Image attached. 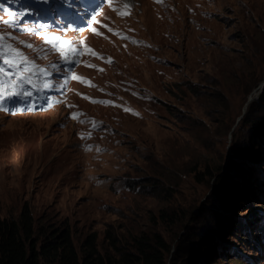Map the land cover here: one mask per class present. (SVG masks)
<instances>
[{
	"label": "rangeland",
	"instance_id": "rangeland-1",
	"mask_svg": "<svg viewBox=\"0 0 264 264\" xmlns=\"http://www.w3.org/2000/svg\"><path fill=\"white\" fill-rule=\"evenodd\" d=\"M101 10L91 29L68 33L82 52L72 71L0 11V33L32 44L15 46L52 72L42 95L55 101L0 111V220L26 202L37 232L68 226L80 254L92 232L111 259L159 236L166 264H190L198 236L212 234L216 264H237V253L264 264V244L247 246L264 217V0H108ZM237 181L246 190L233 196Z\"/></svg>",
	"mask_w": 264,
	"mask_h": 264
},
{
	"label": "trees",
	"instance_id": "trees-1",
	"mask_svg": "<svg viewBox=\"0 0 264 264\" xmlns=\"http://www.w3.org/2000/svg\"><path fill=\"white\" fill-rule=\"evenodd\" d=\"M243 171V167L239 166L238 172L241 174ZM208 172L209 175L215 176L214 173ZM252 181L257 188H261L262 182L259 178L254 176ZM236 185L237 188L232 189L233 196L239 190L242 193L246 190H241L243 184H239V181ZM230 186L228 184L226 187ZM248 186L249 184H246V188ZM228 220H231V217ZM242 226L246 228V225L242 224ZM227 227L229 230L231 224L227 223ZM253 227L257 228L259 237L252 239V244L247 246L257 249L256 252L260 254V245L264 244V217L259 219L258 223L255 222ZM38 230L34 226L33 215L26 202L23 203L17 219H1L0 264H166V253L170 251L169 245L157 236L153 243L139 239L137 253L123 251L120 252V257L111 259L98 252L96 234L93 232L84 239L80 254L74 245L68 226L44 229L41 233L37 232ZM198 238L202 249L201 254L196 256L190 264H216V257L219 256L221 247L215 241L214 236L209 234L205 238L203 234H200ZM235 258L229 261L245 264L241 253H237Z\"/></svg>",
	"mask_w": 264,
	"mask_h": 264
},
{
	"label": "snow or ice",
	"instance_id": "snow-or-ice-1",
	"mask_svg": "<svg viewBox=\"0 0 264 264\" xmlns=\"http://www.w3.org/2000/svg\"><path fill=\"white\" fill-rule=\"evenodd\" d=\"M45 2H47V0H45ZM111 2L112 0H109L110 4ZM124 6L128 7L127 4ZM113 10H116L117 14L121 16L127 14L116 8ZM6 15L9 17V20L3 21L4 23H9L15 17V14L10 11H7ZM96 15H100V13ZM91 20L95 23V16L91 17ZM51 28L52 25L48 23L38 22L30 27H25L23 30L41 36L45 44L49 45L52 51L60 53L61 59L65 63L78 62V58L82 55L80 45L77 44L76 41L68 40L65 36L60 35L58 31H51ZM71 30L74 29L68 27L64 31ZM83 30L85 29H79V31ZM92 31L95 32L96 30L93 28ZM109 31H111V29H109ZM96 34L100 35L98 32ZM116 34L119 35V33ZM15 43L23 44L25 48H33V45L30 43L17 41V38L10 33H0V111L10 112V114H17L24 111L25 109L18 105L24 103L28 98L33 97L34 92H43L52 87L48 79L52 75V72L38 66L34 60L30 59L20 48L16 47ZM85 47L87 46L85 45ZM87 50L92 56L103 59L102 56H99V54L90 47H88ZM42 58L46 59L47 56L44 55ZM107 62H111V58H108ZM87 66L96 67L95 65ZM51 67L54 68L55 66L53 65ZM98 70L103 71L102 69ZM71 78L85 84H90V81L77 75H73ZM64 83L66 84L67 80H65ZM92 86L94 87L95 85ZM93 102L109 103L107 101ZM49 107H51V105H49ZM125 110L130 111V109ZM79 115H82V113H72L71 118L78 119ZM88 138H90V136ZM86 150H90V148Z\"/></svg>",
	"mask_w": 264,
	"mask_h": 264
},
{
	"label": "bare ground",
	"instance_id": "bare-ground-1",
	"mask_svg": "<svg viewBox=\"0 0 264 264\" xmlns=\"http://www.w3.org/2000/svg\"><path fill=\"white\" fill-rule=\"evenodd\" d=\"M254 93H255V91H253L252 94H250V95L253 96ZM21 116L26 117L28 115H26V114H23V115H14L13 117L17 118V117H21Z\"/></svg>",
	"mask_w": 264,
	"mask_h": 264
}]
</instances>
